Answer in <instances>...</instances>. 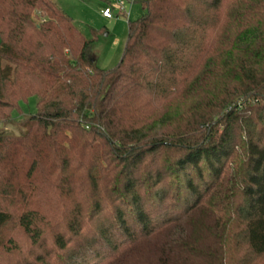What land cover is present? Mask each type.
Here are the masks:
<instances>
[{
  "label": "trees",
  "instance_id": "trees-1",
  "mask_svg": "<svg viewBox=\"0 0 264 264\" xmlns=\"http://www.w3.org/2000/svg\"><path fill=\"white\" fill-rule=\"evenodd\" d=\"M140 3L103 70L53 0H0V123L37 99L0 264H264V0Z\"/></svg>",
  "mask_w": 264,
  "mask_h": 264
},
{
  "label": "rangeland",
  "instance_id": "rangeland-1",
  "mask_svg": "<svg viewBox=\"0 0 264 264\" xmlns=\"http://www.w3.org/2000/svg\"><path fill=\"white\" fill-rule=\"evenodd\" d=\"M140 1L123 0L126 12L119 15L115 0H53L73 20L85 38L94 36L93 59L97 67L103 70H111L119 65L129 37V21H136L143 14ZM109 6L113 9V19L102 16V11ZM20 108L18 114L12 113L11 118L0 123V131L16 137L26 132L24 123L37 113V99L30 98L27 103L20 104ZM3 235L19 242L25 240V235L15 225L5 229Z\"/></svg>",
  "mask_w": 264,
  "mask_h": 264
},
{
  "label": "built area",
  "instance_id": "built-area-1",
  "mask_svg": "<svg viewBox=\"0 0 264 264\" xmlns=\"http://www.w3.org/2000/svg\"><path fill=\"white\" fill-rule=\"evenodd\" d=\"M116 1V4L119 8V15H123L126 11H125V8L123 6V0H115ZM102 16L103 18L105 19H113L114 15H113V9L109 6L107 8H105L103 11H102Z\"/></svg>",
  "mask_w": 264,
  "mask_h": 264
}]
</instances>
